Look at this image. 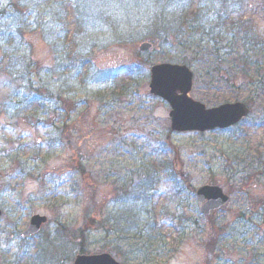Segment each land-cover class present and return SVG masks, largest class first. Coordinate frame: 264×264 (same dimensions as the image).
<instances>
[{"label":"rangeland","instance_id":"rangeland-1","mask_svg":"<svg viewBox=\"0 0 264 264\" xmlns=\"http://www.w3.org/2000/svg\"><path fill=\"white\" fill-rule=\"evenodd\" d=\"M156 1L0 0V264L102 252L125 264H264V0L239 6L263 49L243 55L261 66L245 77L241 54L220 64L208 38L191 45L186 29L175 46L140 53ZM48 24L54 40L43 36ZM73 36L85 38L79 48ZM156 63L187 66L189 96L205 108L239 101L248 116L224 130L170 131L169 106L148 91ZM124 68L140 72L135 93L104 90ZM203 185L229 195L206 217L195 197ZM34 214L46 223L21 239Z\"/></svg>","mask_w":264,"mask_h":264},{"label":"trees","instance_id":"trees-1","mask_svg":"<svg viewBox=\"0 0 264 264\" xmlns=\"http://www.w3.org/2000/svg\"><path fill=\"white\" fill-rule=\"evenodd\" d=\"M77 1L78 0H75V5ZM245 1L246 0H157L156 2L158 5L156 9L153 6L150 8V11L147 9L145 12H148V16L145 18L146 20L144 24L139 25H141V30L146 32L144 33L145 35H143L149 39L153 49H156L161 43L169 45L170 47L175 46L176 42H179V40L182 39L183 34H181V30L186 29L188 30L187 35L190 37L191 42L189 44L191 45H198L200 47L204 39L208 38V43L212 44L211 50L208 51V54L214 61L221 64V62L225 60L224 57L227 56H233V60H237L234 56H240L241 54V61H239L242 63L243 69L240 70V74L243 77L249 75V73L246 74V69L253 67L255 70L252 69V71L254 75L257 76L261 66L256 64L251 66L248 59L243 56L244 54L248 55L250 50L257 53L259 49V54L263 52L257 39H252L251 37V32L255 33L257 30H254L250 21L241 20L239 6L243 5ZM227 4L230 5L227 6ZM28 7L27 3L24 2L21 7H18V9L27 10ZM234 10H237L238 15H236ZM21 12L24 14L26 11ZM6 13L7 8L1 9L0 17ZM231 13H233L237 19L230 20L229 17ZM210 20L215 21L214 27L209 26L212 25ZM78 21L79 20H77V22ZM48 26L51 25L48 24L47 26H44L43 36L54 40L53 28ZM246 26L249 27L247 28ZM29 31L32 32L31 30ZM5 32H7V29ZM0 35L3 36L5 33L0 30ZM74 37L75 36H73L71 40H73L75 46L79 48L78 44L82 42L80 39L85 38H80L81 36H79L78 38L80 39H77L76 37L74 39ZM195 40L197 41L194 42ZM217 44H225L227 53L220 54V50L216 48ZM256 45L258 48L255 47ZM145 63H147L146 59ZM218 73V71L215 72V74ZM120 74L125 77V80H122L123 82L121 81L122 83L118 84V86H115L114 84L110 87L107 85V82H103L102 80V83L106 84L104 90H111L112 95L132 96L135 93V89L133 88L135 85L134 81L138 80L140 72H137L136 69L124 68ZM115 75H117V72L114 76ZM257 80H264V76L260 74ZM215 84H217V82L214 79H208L207 86L212 87ZM168 135H170V133H168ZM75 165L83 179L89 175L82 167H79L76 163ZM80 237L84 239V234H82L81 231ZM81 249V252H83V248Z\"/></svg>","mask_w":264,"mask_h":264},{"label":"water","instance_id":"water-1","mask_svg":"<svg viewBox=\"0 0 264 264\" xmlns=\"http://www.w3.org/2000/svg\"><path fill=\"white\" fill-rule=\"evenodd\" d=\"M152 45L143 42L138 49L148 51ZM192 86V73L185 65L159 63L149 68V93L168 103L170 110V129L172 131H199L214 128H227L247 116L248 108L244 103H224L206 109L203 104L192 100L188 93ZM196 197L201 204V214L207 216L228 202V196L218 186H200ZM46 222L45 216L32 215L27 228L21 233L23 237L36 234ZM264 225V218H263ZM73 264H120L108 253L96 255H77Z\"/></svg>","mask_w":264,"mask_h":264}]
</instances>
